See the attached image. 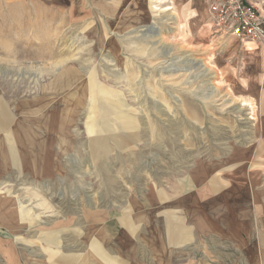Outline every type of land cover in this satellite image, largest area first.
<instances>
[{"label": "rangeland", "instance_id": "rangeland-1", "mask_svg": "<svg viewBox=\"0 0 264 264\" xmlns=\"http://www.w3.org/2000/svg\"><path fill=\"white\" fill-rule=\"evenodd\" d=\"M74 1L71 10L32 4L0 16V100L11 132L26 142L31 130L33 140L30 149L16 141L17 152L27 147L40 163L42 142L57 130L48 167L0 166V264L11 248L19 264H55L43 247L89 256L90 237L105 226L109 240L97 243L126 257L131 236L121 222L145 213L136 198L178 186L198 163L228 169L233 147L254 137L257 109L242 106L231 84L242 47L213 34L209 0ZM263 189L262 179L255 190ZM21 204L36 221L22 219ZM254 248L234 261L223 248L218 261L204 245L167 264L186 256L196 260L186 264L201 256L204 264H258Z\"/></svg>", "mask_w": 264, "mask_h": 264}, {"label": "crops", "instance_id": "crops-1", "mask_svg": "<svg viewBox=\"0 0 264 264\" xmlns=\"http://www.w3.org/2000/svg\"><path fill=\"white\" fill-rule=\"evenodd\" d=\"M74 2L76 1L0 0V16L6 13H18L15 11L29 8L32 4L60 11H64V8L71 10L76 7ZM260 9L264 12L263 6ZM107 11L111 12L110 5L107 6ZM19 13L26 14V12ZM239 46L242 48L239 53H236L237 61L229 65L233 72L232 88L238 92L240 100L254 102L257 110L254 120V137L251 142L242 144L243 146L233 147L231 156L225 160L229 165L228 169L223 168L220 162L213 166L198 163L194 169L190 170L189 175L183 176L182 180L178 181V186L172 189H168V185L164 188L154 186L155 188L136 198L133 206L143 209L145 213L135 217V221L131 219V221L121 222L127 229L125 231L131 236V239L125 241L126 248H129L125 251L126 257H111L105 245L97 243V238L100 237H104L106 242L109 240L111 232L105 226L100 229L104 233L100 231L97 233L94 230L96 234L90 237V240H94L89 243V256L64 254L55 249L48 251L47 248L41 247L40 251L46 254L48 262L55 264H167L174 259L178 251L186 253L190 250L196 257L205 245L215 248V257L218 261L224 257L223 248L226 249L228 257L234 261L237 255L243 253L240 251L242 248L249 250L251 246H254L251 254L255 256L253 263L264 264V189L255 190L256 183L260 184V181L264 180V49L254 44ZM9 109L8 104L1 103L0 100V133L3 134L0 145L3 141L6 145L0 150V160H2L0 166L8 165L10 160H13L12 168L16 172L32 164L40 168L48 167L50 164L48 160H53L50 154L55 147L54 137L57 130H54L55 132L51 130L42 142L44 150L42 148L39 153V156L42 155V161L40 158V163H37L36 156L30 152L27 154L33 142L32 138L30 139L31 130H26L24 133L26 142L23 141L20 133L11 132L8 126L13 119ZM30 118L36 119L37 115ZM16 141L19 146L24 144V147L27 146L29 149L21 147V154H19L15 146ZM33 159H35L34 163H32ZM241 176L244 179L238 180ZM51 179V182H56L53 177ZM244 206L246 208H243ZM32 212L33 208L28 209L21 204L20 213L23 220L29 223L36 221L37 218ZM88 216V219L94 223L95 217L89 214ZM149 223L150 226H148ZM122 245L124 242L121 244V250H123ZM4 253L7 256L6 264H19L14 248L7 249ZM205 256L207 257L206 254ZM186 257L183 258V262L193 261V259L188 261ZM202 260L204 259L201 256L200 264H204ZM247 261L251 262L249 259Z\"/></svg>", "mask_w": 264, "mask_h": 264}, {"label": "built area", "instance_id": "built-area-1", "mask_svg": "<svg viewBox=\"0 0 264 264\" xmlns=\"http://www.w3.org/2000/svg\"><path fill=\"white\" fill-rule=\"evenodd\" d=\"M213 34L264 49V12L249 0H209Z\"/></svg>", "mask_w": 264, "mask_h": 264}, {"label": "bare ground", "instance_id": "bare-ground-1", "mask_svg": "<svg viewBox=\"0 0 264 264\" xmlns=\"http://www.w3.org/2000/svg\"><path fill=\"white\" fill-rule=\"evenodd\" d=\"M242 106H248V108H250V110L252 111L253 114H254L255 110L257 109V107L254 105V103L249 101V100H244ZM253 120H254V118H253Z\"/></svg>", "mask_w": 264, "mask_h": 264}]
</instances>
